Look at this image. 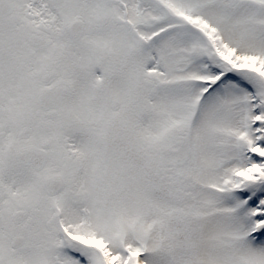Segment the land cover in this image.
<instances>
[{
    "label": "snow or ice",
    "instance_id": "1",
    "mask_svg": "<svg viewBox=\"0 0 264 264\" xmlns=\"http://www.w3.org/2000/svg\"><path fill=\"white\" fill-rule=\"evenodd\" d=\"M0 264H264V0H0Z\"/></svg>",
    "mask_w": 264,
    "mask_h": 264
}]
</instances>
